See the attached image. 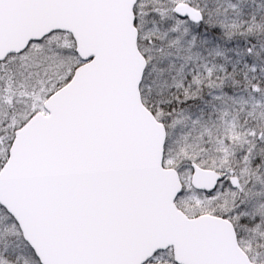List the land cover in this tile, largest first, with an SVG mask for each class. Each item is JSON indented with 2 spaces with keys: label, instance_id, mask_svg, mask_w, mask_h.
Listing matches in <instances>:
<instances>
[{
  "label": "snow or ice",
  "instance_id": "6c2138e0",
  "mask_svg": "<svg viewBox=\"0 0 264 264\" xmlns=\"http://www.w3.org/2000/svg\"><path fill=\"white\" fill-rule=\"evenodd\" d=\"M0 264H264V0H0Z\"/></svg>",
  "mask_w": 264,
  "mask_h": 264
}]
</instances>
